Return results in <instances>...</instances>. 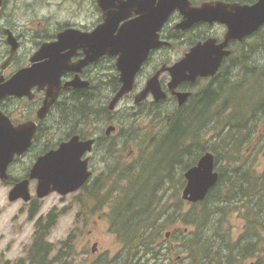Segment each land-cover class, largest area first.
<instances>
[{
    "label": "flooded vegetation",
    "instance_id": "flooded-vegetation-1",
    "mask_svg": "<svg viewBox=\"0 0 264 264\" xmlns=\"http://www.w3.org/2000/svg\"><path fill=\"white\" fill-rule=\"evenodd\" d=\"M112 1L113 5L105 9L99 0H1L0 151L11 152L12 157L5 166L4 176H0V215L9 206H15L17 210L14 212V217L11 218L10 225L4 228L5 235H9L11 238V244L8 247H12L15 242L21 243L22 241V219L20 217L23 213V204L28 205L29 218H33L39 212V205L45 197L53 193L59 194L51 192L44 198L37 196L38 181L30 179L29 176L32 167L40 157L56 150L61 143L68 142L73 136H77L82 142L91 141L90 149L81 157L86 161L90 176L78 190L72 193H79L78 203L87 215L104 212L110 220L116 215L113 213V207L121 198L119 194L122 190H118L120 182L124 183L120 187H125L129 178H135L136 174L141 175L140 162L143 159L147 162V139H145V148L139 147L140 145H137L136 141L134 145L131 143L130 152L134 154V157L129 162V158L125 154L122 158L125 164H120V154L126 150L124 147L125 137L134 135L136 132L119 134L121 122L119 104L127 98L132 99V105H129L128 109H124L127 118H133L137 109L140 111L141 108L146 109L141 113L147 114V103L153 105L162 102L166 106L181 108L188 104L193 97L198 96L204 87L214 86L223 76L236 74L240 69L233 67L235 62L246 58L248 46L256 42L258 36L264 33L263 23L249 35L227 40L228 26L216 19L198 21L185 29L179 28L178 24L186 18L178 8H175L158 30V40L161 44L149 52L147 59L135 76L132 91L123 95L115 106L109 109L113 96L121 86L119 70L116 66L118 56L104 54L96 60L88 62L79 70L72 69L85 58L83 49L72 50L69 45L71 42L68 40H65L64 45L55 44L59 41V36L68 29L89 33L104 24L107 16H112L113 19L119 21L117 23V29H119L123 24L139 18L142 15L141 11L146 13L147 9L155 8L160 0ZM186 1L188 2L187 8H200L208 3L224 15L231 16L234 6H251L260 0ZM125 4L126 6L120 9ZM62 6L67 8L66 12L61 10L64 18L51 16L48 9L51 7L61 8ZM207 42H211L214 46H222L221 50L229 53L222 57L214 76L197 78L195 82L184 81L174 91H171L167 86L170 74L167 71L162 72L159 75V83L167 97L164 100L156 101L152 96H149L143 101L135 103L137 93L144 88L148 78L156 71L184 58L185 54L195 45ZM51 44L54 45L48 52L52 56L53 63L59 67V69L55 68L54 72L60 71L58 86L51 87L50 84L37 82L33 78L22 82L20 86L14 85L16 93L8 94L6 92L8 84L16 74L49 59V56L42 54L41 49L45 45ZM178 46H184V49L178 56H173ZM169 58L175 60L170 63ZM147 66H150V70L147 69ZM67 67L71 69H66ZM140 76H146L143 85H139ZM77 78L83 86L69 85L71 81L78 80ZM49 90L56 92L53 100L48 96ZM174 92H190V95L183 105H179ZM79 93L82 100V112L80 119L75 120L72 124L68 110L72 97ZM45 104H47V109L41 113ZM89 105H91V110L88 109ZM109 127H114V129L107 132ZM145 134L147 138V133ZM121 135H123L122 140ZM26 139L30 142L26 148H23ZM122 141L123 146H121ZM140 155H144V158H140ZM126 168L131 169L130 175L121 176V170L124 171ZM25 179L29 180V200L25 201L22 197L11 200L9 198L10 191ZM94 187H98L102 193H110L112 189L115 190L110 193L107 199L101 200L89 194L90 188ZM115 192L118 193L117 196ZM55 210L51 209L45 215L38 216L34 222L32 239L39 220L44 222L51 213L57 220L62 214ZM111 231L121 241L118 233ZM263 235L264 231H261V236L263 237ZM29 247L24 258L23 255L16 257L12 260V264H32L28 257ZM123 247H125L124 243ZM7 252H3L4 257ZM144 256L146 257L145 264H147V250ZM238 261L240 264H264V247L252 248L249 256L240 258L236 263ZM3 262L8 264L9 260L5 258ZM223 263L220 262V264Z\"/></svg>",
    "mask_w": 264,
    "mask_h": 264
},
{
    "label": "trees",
    "instance_id": "trees-1",
    "mask_svg": "<svg viewBox=\"0 0 264 264\" xmlns=\"http://www.w3.org/2000/svg\"><path fill=\"white\" fill-rule=\"evenodd\" d=\"M247 52L245 60H237L233 65L240 69L236 74L223 76L214 86L204 87L183 107H166L160 102L147 108V122L153 126L147 127V151L161 147L164 164H156L152 154H147V170L155 175L148 176L145 182L136 174L135 178L128 179L125 187H119L121 198L113 207L116 215L110 218V229L118 233L128 254L116 264H140L146 250L147 264H158L162 250L166 251L171 241L180 239L178 231L169 230L176 222L184 226L182 247L188 254V264H236L240 258L249 256L252 248L260 247V235L264 231V169L257 173L250 165L237 166L236 159L238 147L251 143L252 129L264 118V33L248 46ZM257 54L260 58H256ZM81 112L79 93L72 97L68 110L72 124L80 119ZM212 128L228 135L223 137L226 142H221V147L225 148L222 154L207 145L206 135ZM236 140L238 147L233 149L231 142ZM158 141L161 144L157 146ZM144 144L142 141L139 147L145 148ZM207 150L216 154L215 165L222 157L228 168L217 171V183L203 201L184 203L188 207L183 210L184 201L178 196V189L185 184L183 173ZM144 162V159L140 162L142 171ZM176 166L179 167L178 176L174 173ZM130 173L129 168L121 170V176ZM175 182H179V186L172 193L171 201L166 198L165 190ZM110 193H102L98 187L89 190L92 197L101 200L107 199ZM228 203L238 204L245 221V232L235 244L231 235L220 229V222L214 221L217 214L227 216ZM55 222L53 213L44 222L38 221L28 253L32 264H54L56 261L71 264L61 259L65 255L62 251L70 248L67 244L71 235L61 243V250L50 257L53 247L46 238ZM100 264L107 263L101 261Z\"/></svg>",
    "mask_w": 264,
    "mask_h": 264
},
{
    "label": "water",
    "instance_id": "water-1",
    "mask_svg": "<svg viewBox=\"0 0 264 264\" xmlns=\"http://www.w3.org/2000/svg\"><path fill=\"white\" fill-rule=\"evenodd\" d=\"M105 9L113 5L112 0H99ZM1 3V0H0ZM130 4V2H128ZM121 6L120 9H123ZM186 0H160L155 8L147 9L142 15L130 22L123 24L117 29V19L107 16L104 24L95 28L92 32L83 33L75 29H68L59 36V41L55 45H64L65 40L71 42L69 45L72 50L82 48L85 58L82 59L77 67L78 70L88 62L96 60L98 57L108 54L117 55L116 66L119 70L121 86L113 96L109 109L133 89L135 76L149 52L157 48L161 42L158 40V30L167 20L169 14L178 8L186 18L178 24L179 28H188L198 21L216 19L226 23L229 30L226 39L242 38L251 34L264 23V0H260L254 5L233 7L231 16H226L217 11L211 4H204L200 8H187ZM216 15L214 16V13ZM52 45H45L41 52L49 56L45 62L35 64L32 67L22 70L16 74L9 82L8 94L16 93L14 85H19L30 79H36L37 82L48 83L52 86H58L59 69L53 63L52 56L49 54ZM222 46H214L211 42L197 44L185 54L184 58L174 62L169 66H163L148 78L144 88L137 93L135 103L143 101L146 97L152 96L154 100H164L167 97L166 92L161 88L159 75L167 71L170 74L168 88L174 91L179 84L184 81L195 82L197 78L214 76L220 66L222 57L229 53L221 50ZM66 69H71L67 67ZM78 79V78H77ZM78 80L69 83L74 87L83 86ZM86 85L85 82H83ZM178 98V104L183 105L190 92H174ZM56 92L48 91L51 100L54 99ZM47 109L45 104L41 113ZM114 127H109L110 132ZM30 140H25L23 148H26ZM91 141L82 142L77 136H73L68 142L60 144L59 148L40 157L30 172V179H37L36 194L39 198H44L51 192H57L60 195L75 192L89 178L90 172L87 170L86 161L82 160V155L90 149ZM12 153L0 151V176H4V170L7 162L11 159ZM185 185L182 188L180 197L183 201L196 203L203 201L209 190L217 183L219 174L215 170V157L211 152H204L197 162L187 168L183 173ZM29 180L25 179L10 191L11 200L22 197L25 201L30 198ZM168 237L169 234L167 233ZM94 251V250H93Z\"/></svg>",
    "mask_w": 264,
    "mask_h": 264
},
{
    "label": "rangeland",
    "instance_id": "rangeland-1",
    "mask_svg": "<svg viewBox=\"0 0 264 264\" xmlns=\"http://www.w3.org/2000/svg\"><path fill=\"white\" fill-rule=\"evenodd\" d=\"M62 9L65 12L67 10L65 6H62L61 8L51 7L48 10L50 11L51 16H62V18H64V15L61 14L63 12L61 11ZM183 49L184 46H178L175 50L176 53L173 56H178L183 51ZM255 56L256 58H260V54H257ZM174 60L175 59L173 58H169L170 63H172ZM242 60H245V58ZM147 69L150 70V66H147ZM145 78L146 76L139 77V85H143L146 80ZM129 105H132L131 98H127L119 104V117L121 120L119 126V134L128 132L136 133L134 135H128L125 137L124 147L126 148V150H124L125 152L123 154H120V164H125V161L123 162L122 159L125 154L126 156H128L129 162L131 161L130 159L134 157V154L130 152L131 143L134 145V142L136 141L137 145L141 144L142 141L147 139L145 134L147 133V127H153L150 126V124H152L151 122H147V114L141 113L144 112V110L146 111V109L144 108H141L140 111L137 109L136 115L133 118H127L124 109H128ZM149 106L150 103H147V108ZM122 136L123 135H121V140L123 139ZM227 136L228 135H226L225 132L218 133L214 128H212L207 132L206 135L208 139V147H210L211 145L212 150L214 148L221 154L224 153L225 148L221 147V142L224 141L223 137ZM250 137L252 139L251 143L248 145L244 144L245 146L243 145V147H238L235 145L238 140L231 142L233 144V149L234 147H238L239 149L237 153L236 165L243 167V164H247L250 165L254 171L256 170L255 172L261 173L264 169V118L259 121L252 129ZM160 144V141L156 143L157 146ZM121 146H123V141L121 143ZM162 150L163 149L161 147L155 146L154 148H149L147 151L149 153L147 154H152L153 161L156 164H164ZM207 151L213 153L216 156L213 151ZM218 160L221 161L216 164V168H218L217 171H219L221 168L227 170V163L222 160V157H219ZM143 168L144 170L141 172V178L146 182L148 176L152 177L155 174L147 170V162H144ZM174 173L176 176H178L179 167L174 170ZM150 181H152V179H150ZM123 184V182H120V186H122ZM184 185L185 184L181 185L178 189L179 198ZM178 186L179 182H175V184L171 183V186L167 185V188L165 190L166 198L169 197V199L172 201V193L176 191V187ZM115 195L117 196L118 193L115 192ZM79 197V193H72L66 196H61L59 194L53 193L42 200L39 205V212L33 218H29L30 214L28 213V205L23 204V213L20 217L22 219V241L21 243H13L12 247H8L11 244V238L9 235H5L4 228L10 225L11 218L14 217V212H16L17 210L15 206L7 207L0 215V264H5L3 262L5 258L9 260L8 264H12V260L21 255H23L24 258L26 251L33 240L32 234L34 231V222L37 220L39 215H45L46 212L51 209H56L55 212H62V214L57 218L55 224L50 229L49 234L46 238V240L51 243L53 247V251L50 252V257L56 255L58 251L61 250V243L64 242L69 235H71V238L67 244L70 248H67L68 250L63 251L65 253V255H63V257L61 258L63 262L66 261L70 263L71 261V264H100L101 261H106L107 264H116L117 261L123 260L128 251H126L125 247H123V243L117 238L115 233L111 231L109 226L110 220L108 219V217L104 214V212L96 213L94 215H87L86 212L82 209L81 205L78 203ZM184 203L188 204V202L186 201H184L183 204ZM186 204L182 205L183 210L187 209L188 205ZM227 205L230 206V210L229 212H227V216L221 217L220 214H217L214 217V221L216 220L220 222V229L225 234L231 235L232 243L235 244L238 238H240V236H242V234L245 232V221L242 217V211L238 209V204L228 203ZM183 228L184 226L181 225L180 222H176L175 224L170 225L169 230L172 229L174 231H178L177 233L180 234V239L176 242L171 241L169 243L170 247L167 248L166 251L162 250L163 256L161 260H158V264L190 263L187 260L188 254L184 251L183 248H181L182 241L184 240V236L181 235ZM260 237V247H264V235L263 237L260 235ZM180 248L181 250H178ZM6 251L8 252L4 257L3 252ZM145 258L146 257L143 255V262H141L140 264L145 263ZM56 262L57 263L54 264H60V262ZM236 264H240V261H238V263Z\"/></svg>",
    "mask_w": 264,
    "mask_h": 264
}]
</instances>
